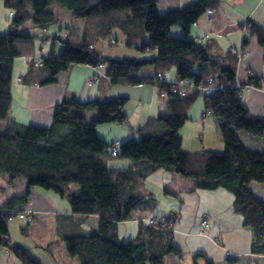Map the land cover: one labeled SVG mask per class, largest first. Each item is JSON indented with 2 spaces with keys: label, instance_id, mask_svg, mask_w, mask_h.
<instances>
[{
  "label": "trees",
  "instance_id": "16d2710c",
  "mask_svg": "<svg viewBox=\"0 0 264 264\" xmlns=\"http://www.w3.org/2000/svg\"><path fill=\"white\" fill-rule=\"evenodd\" d=\"M3 3L12 19L7 31H0V175H8L11 184L18 179L27 184L22 195L11 196L0 206V247L7 246L20 264H43L31 247L11 242L9 233V221L27 211L32 188L38 187L67 199L83 222L90 215L99 217L95 229L63 236L68 255L79 264H165L167 256L181 255L173 242L177 214L141 220L137 234L129 241L122 240L118 232L120 222L138 219L141 213H152L158 207L147 177L164 169L194 179L196 188H222L233 193L234 210L254 232L253 251L264 254V200L249 187L252 182L264 183V115L251 112L244 101L250 91L243 90L248 84L256 86L253 90L264 89V76L245 66V51L252 38L264 51V18L259 21L250 16L242 22V48L232 46L216 52L210 45V33L193 36L192 31L208 9L216 14L220 0H194L183 7H164L163 12L160 0ZM53 3L70 10L73 19H84L83 31L57 18L49 9ZM64 23L68 34L62 38L59 34ZM52 24L57 30H51ZM174 26L180 27L181 36L173 35ZM116 29L127 47L150 56L103 55L95 44ZM49 37L61 42V51L52 47L46 56L38 57L36 39ZM119 41L113 38L110 43ZM233 48L242 53L241 59ZM20 57L31 58L28 77L41 83H53L56 75L72 64H88L94 69L103 65V74L95 83L88 78L90 85L106 77L113 86H154L164 99L163 108L137 129L139 138L110 144L98 134L97 127L128 120L127 96L87 102L65 99L56 105L50 126L20 123L10 114L14 65ZM36 60L41 64L36 65ZM242 67L245 80L240 78ZM171 71L175 78L170 77ZM181 81L189 82L183 90ZM207 86L213 91L203 93ZM198 100L214 121L222 151L183 149L179 132ZM93 108L97 116L89 121L84 111ZM245 137L256 148H250ZM114 145L117 155L108 150ZM114 158L129 159L130 163L111 167ZM26 229L22 227L24 233ZM199 257L206 258L205 264H213L202 252L194 255V261Z\"/></svg>",
  "mask_w": 264,
  "mask_h": 264
},
{
  "label": "crops",
  "instance_id": "0c3cea01",
  "mask_svg": "<svg viewBox=\"0 0 264 264\" xmlns=\"http://www.w3.org/2000/svg\"><path fill=\"white\" fill-rule=\"evenodd\" d=\"M160 1L165 8L179 7L177 5L179 0ZM215 9L214 20L212 21L206 14L203 15L199 25L193 28L192 35L200 36L206 32L210 33L212 36L210 45L216 52L228 50L232 46L242 48L244 45L242 22L250 16L259 21L264 18V0H220ZM61 20H66V24L79 28L81 32L85 26L84 19H73L72 14L68 12H65V17ZM63 26L59 34L62 38L68 34L65 23ZM49 30L47 32H52L53 29ZM38 41L40 40L36 39L38 57L46 56L52 47L56 52L62 48V44H58L57 41L52 44L49 42L48 45ZM98 43L99 41L95 44L96 48ZM247 47L250 50V56L245 59V66L250 67L256 75L264 76V51L255 38L249 41ZM99 50L102 52L101 49ZM155 53L154 51L151 55ZM30 60V57H20L16 59L14 65L10 114L20 123L50 126L56 105L65 99L74 98L87 102L95 99L107 101L118 96H127L130 98L125 107L129 114L128 120L124 124L110 123L97 127L98 134L110 144L129 137L139 138L137 129L142 127L150 117L155 116L154 114L158 115L163 108L164 99L159 96L158 89L154 86H113L106 77L90 85L88 78L95 69L88 64H72L67 70L59 72L53 83H41L37 79L28 77ZM169 75L175 78L174 73ZM240 78L246 79L245 67L240 70ZM252 91H257V97L264 93L259 90ZM250 92L245 95L244 101L251 112L255 113L253 101L256 98L251 97ZM155 104L159 105L157 110L154 109ZM84 114L88 120H93L97 116V110L87 109ZM210 121L212 120L205 112L203 101H196L189 111V120L179 132L183 139L184 150H223L221 142L210 140L211 145H209L204 141L206 127H209V130L211 127L215 128ZM195 131L198 134L196 137L191 134ZM129 163L130 161L116 162L111 167L127 166ZM147 183L159 200L158 207L152 213H141L138 219L120 222L118 232L122 240L129 241L135 237L141 220L146 221L154 215L171 217L177 214L173 242L181 250V255L167 256L165 264H205V257H199L194 261V255L198 252L204 253L213 264H264V254L253 251L255 241L253 230L244 225L242 214L234 210L233 193L222 188L216 190L196 188L194 179L164 169L150 173ZM249 187L264 200V183L252 182ZM25 190L26 186H22L19 193H9L5 201L11 196L22 195ZM35 195L42 198L40 205L32 201L30 196L28 202L30 206H25V210L32 211L34 214L32 226L36 221L37 226L52 224L49 229L42 230L40 234L35 231L37 244L34 248L31 247L32 251L43 264H79L76 258L70 257L67 251L65 252L63 236L79 230L95 229L99 217L90 215L83 222L80 216L72 212L68 200L57 193L36 189ZM204 218L208 220L207 226L202 225ZM57 254H60V259L56 258Z\"/></svg>",
  "mask_w": 264,
  "mask_h": 264
},
{
  "label": "rangeland",
  "instance_id": "374dc122",
  "mask_svg": "<svg viewBox=\"0 0 264 264\" xmlns=\"http://www.w3.org/2000/svg\"><path fill=\"white\" fill-rule=\"evenodd\" d=\"M193 1L194 0H179L177 5L179 7H183V6L189 4ZM164 7H165L164 4L161 2V5L159 6V9L161 12L165 11ZM49 9L54 12V14L57 18H60V19H64L65 12L71 13L70 10L65 9L64 7H62L58 3L51 4L49 6ZM11 17L12 16L9 15V9L4 5L3 0H0V31H1V33H5L7 31L8 24L10 23V21L12 19ZM51 27H52L51 29L56 28V24H52ZM172 30H173L172 32L174 33L173 34L174 36L177 37V36L182 35L181 29L179 26H174V29H172ZM34 32L39 33V31H34ZM49 33H52V32H49ZM113 38H118L120 40L119 43L118 44H111L110 41ZM38 40H40V41H38V43L41 42V43H46L48 45L49 42L52 44L55 39L53 37H49L46 40H41V39H38ZM47 40H48V42H47ZM124 40H125V38H124L123 34L118 29H116L108 38L99 40L98 48L101 49L102 53L105 55H113V54L115 55L116 54L119 57H123L126 55L136 54L140 57L143 56V54H139V52H137L135 49L127 47ZM57 42H58V44L61 45V42L59 40ZM61 49H60V51H61ZM38 51H40V50H38ZM145 55H146L145 57H148L150 54L146 53ZM248 56H250V50L249 49H248ZM173 73L174 72L171 71V75H173ZM259 91L264 92V89H261V90L259 89ZM256 92L257 91H252L249 93L251 97L256 98L253 101V110L255 111V113L254 112L253 113L256 114L258 112V114L264 115V93L257 97L258 93H256ZM157 102H158V100H157ZM157 108H159V105L155 104L154 109L157 110ZM258 109H260V110H258ZM261 110H263V112H261ZM154 115L157 116L156 114H154ZM210 118L212 120V121H210V123L214 124V121H213L211 116H210ZM89 121H91V120H89ZM191 134H193V136H195V137H196V135H198L196 131L192 132ZM204 136H205L204 141L209 145H211L209 143L210 140L213 142H219L216 138L215 128H213V127H211L210 130H209V127H206ZM245 139H246V142L250 148H256V146L251 143L252 141L247 140V137H245ZM223 149H224V146H223ZM121 161H129V159L114 158L111 160L110 166L114 165L116 162H121ZM26 184L27 183L21 179H18L15 181V183L11 184L10 182H8V175H0V206L5 201V197L10 195L9 193H19V190L22 188V186H26ZM36 189L37 190H43V189L38 188V187H33L32 193H31L32 201L34 200V202L37 205H40V203L42 202L41 201L42 198L35 195ZM29 206L30 205L27 204V207H29ZM32 224H33V220L30 223H28L27 219H21L19 217H15L14 219L10 220L9 221V228H10V240H11V242L21 243V244L26 245L28 247L34 248L37 244V239H36L35 235L37 233L40 234L42 232V230H44V229H49L52 223H48L47 225L41 224V225L37 226V221H36L34 226H32ZM22 227L27 228L26 233H24L22 231ZM35 231H37V233ZM44 241H45V239H44ZM35 249H37V248H35ZM34 251H36V250H34ZM65 252H66V247H65ZM36 253L38 254L37 251H36ZM56 258L60 259V254H57ZM0 264H20V262L14 255H12L10 249L7 246L3 245L2 247H0Z\"/></svg>",
  "mask_w": 264,
  "mask_h": 264
},
{
  "label": "built area",
  "instance_id": "2783aa9c",
  "mask_svg": "<svg viewBox=\"0 0 264 264\" xmlns=\"http://www.w3.org/2000/svg\"><path fill=\"white\" fill-rule=\"evenodd\" d=\"M215 14V10L214 9H208V11L206 12V15H208V17L212 18V16ZM206 35L208 36L209 33L206 32ZM113 43H115V40L113 41ZM233 53L234 55L241 59L242 57V53H240L237 49L233 48ZM245 55L248 56V51H245ZM41 64V60H36V65H40ZM103 74V65H100L98 66L97 68H95V71L94 73L89 77V82L90 83H94L98 80V78L100 77V75ZM189 85V82L188 81H181L180 83V89L183 90L185 87H187ZM237 85H240L239 83ZM178 89V88H177ZM253 89H257L255 86L253 85H246L244 87V92H247V91H251ZM176 91V89H175ZM202 91L203 93H210L213 91V87L211 86H207V87H203L202 88ZM182 92V91H181ZM184 94H186V92H184ZM108 150H110V152L113 154V155H117L118 153V147L117 146H110L108 148ZM19 218L21 219H27L29 222H31L33 220V212L32 211H25L21 214H19ZM154 220H150V222H153ZM202 225H205L207 226L208 225V220L207 218H204L202 220Z\"/></svg>",
  "mask_w": 264,
  "mask_h": 264
},
{
  "label": "bare ground",
  "instance_id": "6f19581e",
  "mask_svg": "<svg viewBox=\"0 0 264 264\" xmlns=\"http://www.w3.org/2000/svg\"><path fill=\"white\" fill-rule=\"evenodd\" d=\"M214 15H215V14H214ZM214 15H213V16H214Z\"/></svg>",
  "mask_w": 264,
  "mask_h": 264
}]
</instances>
